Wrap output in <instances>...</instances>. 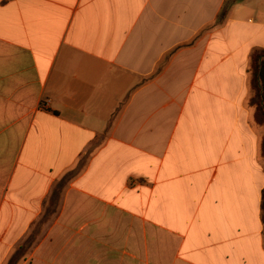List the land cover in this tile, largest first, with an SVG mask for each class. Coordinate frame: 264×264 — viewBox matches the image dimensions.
Instances as JSON below:
<instances>
[{"label":"crops","instance_id":"crops-1","mask_svg":"<svg viewBox=\"0 0 264 264\" xmlns=\"http://www.w3.org/2000/svg\"><path fill=\"white\" fill-rule=\"evenodd\" d=\"M255 49L264 0H0V264H264Z\"/></svg>","mask_w":264,"mask_h":264},{"label":"trees","instance_id":"trees-1","mask_svg":"<svg viewBox=\"0 0 264 264\" xmlns=\"http://www.w3.org/2000/svg\"><path fill=\"white\" fill-rule=\"evenodd\" d=\"M231 4L232 1H228L224 4L217 20L221 21L224 18ZM247 73L249 74L248 85L255 92L254 101L257 115L264 123V49H255L249 54ZM260 219L264 235V186L261 190ZM21 248L22 246L19 247V249Z\"/></svg>","mask_w":264,"mask_h":264},{"label":"rangeland","instance_id":"rangeland-1","mask_svg":"<svg viewBox=\"0 0 264 264\" xmlns=\"http://www.w3.org/2000/svg\"><path fill=\"white\" fill-rule=\"evenodd\" d=\"M254 94H255V92L249 86V95L247 96V98L245 100V105L248 108L249 107L251 108V110L249 111V118L251 119V123L255 127H257L261 133V141L260 142H261V155H262V165H263V173H264V123L260 120V118L257 115L255 101H254ZM263 180H264V178H263ZM254 197L255 196L253 194V196H251V199L249 201L253 205L252 209L250 210L251 214L255 213V199H254ZM25 242L23 244H26ZM24 247H25V245H23V248H21V249H19L18 247L13 249L3 264H18L22 258V251H23Z\"/></svg>","mask_w":264,"mask_h":264}]
</instances>
